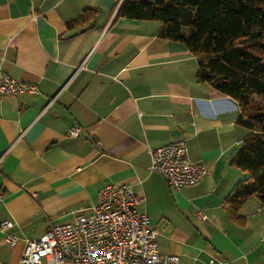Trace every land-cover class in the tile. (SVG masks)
Masks as SVG:
<instances>
[{"label": "crops", "instance_id": "obj_1", "mask_svg": "<svg viewBox=\"0 0 264 264\" xmlns=\"http://www.w3.org/2000/svg\"><path fill=\"white\" fill-rule=\"evenodd\" d=\"M125 1L153 2L0 0V71L37 87L0 96V224L18 238L0 232V264H19L25 240L52 225L92 214L106 184L143 199L159 254L178 264H264V204L246 200L239 225L226 203L247 177L232 165L247 134L237 103L196 82V59L160 39V23L117 17ZM86 9L94 19L67 31ZM173 141L210 171L178 192L149 171V151Z\"/></svg>", "mask_w": 264, "mask_h": 264}, {"label": "trees", "instance_id": "obj_2", "mask_svg": "<svg viewBox=\"0 0 264 264\" xmlns=\"http://www.w3.org/2000/svg\"><path fill=\"white\" fill-rule=\"evenodd\" d=\"M86 9L67 23V31L91 22ZM117 17L160 23L157 36L177 42L196 59L197 83L234 100L237 123L247 130L232 161L247 177L226 198L230 219L244 225L243 203L264 204V0H153L123 2Z\"/></svg>", "mask_w": 264, "mask_h": 264}, {"label": "built area", "instance_id": "obj_3", "mask_svg": "<svg viewBox=\"0 0 264 264\" xmlns=\"http://www.w3.org/2000/svg\"><path fill=\"white\" fill-rule=\"evenodd\" d=\"M36 93L35 85L20 83L0 71V96ZM55 100L50 99L44 110ZM78 134V127L70 128V137L77 138ZM149 159V171L160 174L172 192L195 187L210 175L204 165L189 159L184 141L150 150ZM142 201L128 186L104 185L92 214L77 215L70 222L52 225L38 239L25 240L19 264H178L176 255L159 254L158 233L137 210ZM10 228L7 221L0 224V232L13 245L18 238L6 234ZM209 264L219 263L211 260Z\"/></svg>", "mask_w": 264, "mask_h": 264}]
</instances>
